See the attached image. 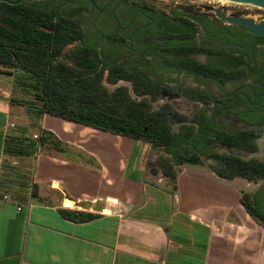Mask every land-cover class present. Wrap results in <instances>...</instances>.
I'll use <instances>...</instances> for the list:
<instances>
[{
  "label": "crops",
  "instance_id": "1",
  "mask_svg": "<svg viewBox=\"0 0 264 264\" xmlns=\"http://www.w3.org/2000/svg\"><path fill=\"white\" fill-rule=\"evenodd\" d=\"M16 79L0 66V264H264V225L238 178L183 166L176 189L153 180L149 143L41 113Z\"/></svg>",
  "mask_w": 264,
  "mask_h": 264
},
{
  "label": "trees",
  "instance_id": "2",
  "mask_svg": "<svg viewBox=\"0 0 264 264\" xmlns=\"http://www.w3.org/2000/svg\"><path fill=\"white\" fill-rule=\"evenodd\" d=\"M59 1L61 4L56 8L50 7L47 1L22 2L18 5L0 1V66L14 70L17 85L32 92L30 95L33 99L26 102L29 107L36 106L41 113L149 143L153 150L162 151V154L149 158V174L152 177L163 175L170 180L174 189L181 167L201 166L204 157L220 163L222 168L214 172L220 178H244L254 183L264 181V162L210 154L215 145L221 144L256 153L257 137L252 131L230 133L213 130L212 133L200 131L197 135L194 124L175 131V124L186 122L184 116L169 105L159 110L153 106L165 89L153 82L150 73L145 71L152 63L151 44H147L148 53L143 61L135 60L134 65L115 62L114 54L125 43V38L114 35L105 37L112 46V51H107L100 45L102 36L87 33L80 21L66 11L78 4L77 0ZM83 11V8H77L74 13ZM149 13L153 17L163 18L162 24L169 23L170 29L164 35L167 39L185 41L177 42L174 49L166 47L163 50L177 58H184L176 67L191 73L202 72L204 66L187 59V56L214 51L204 49L196 40L197 34L201 30L207 31L213 23L207 18L208 14L175 11L178 19L171 20L152 11ZM94 36L97 40H94ZM167 63L170 66L174 64ZM121 81L133 85L135 97L127 87L120 86L110 91L105 85L107 82L115 86ZM184 92L190 101L201 102L199 92ZM194 122H199L198 113ZM42 144L63 150V144L50 132H44ZM263 188L255 194L243 192L242 197L247 212L262 225L264 201L260 196ZM61 215L78 223L98 218L91 213L70 210H62Z\"/></svg>",
  "mask_w": 264,
  "mask_h": 264
},
{
  "label": "flooded vegetation",
  "instance_id": "3",
  "mask_svg": "<svg viewBox=\"0 0 264 264\" xmlns=\"http://www.w3.org/2000/svg\"><path fill=\"white\" fill-rule=\"evenodd\" d=\"M3 1V0H0ZM11 1L12 0H4ZM18 0H16L17 2ZM29 0H22L28 2ZM48 0H30L35 3ZM84 9L91 16L92 28L89 32L102 36L100 45L108 42L105 35L111 26H116L122 37L127 40L115 53L133 55L136 61H143L150 43L151 66L146 67L153 82L167 91L162 96L187 99L184 91L199 92L201 97L199 122H193L200 131L212 133L213 130H225L237 133L264 127V38L257 37L250 41L252 35L244 29L228 25L215 16H207L213 23L210 28L201 30L196 40L204 49L214 51L189 54L187 59L204 66L200 73H191L187 69L176 67L184 58H177L173 53L163 51L166 47L175 48L178 39H167L166 30L169 23L162 24L163 18L150 15L145 9H135L120 0L98 1L97 10L88 1ZM232 17H246L257 23L264 21V9L246 6ZM94 40H97L94 36ZM167 62L174 63L172 66ZM212 72H210V71ZM242 130H235V129ZM260 138L255 141L259 147ZM264 189V188H263ZM260 198L264 201V190Z\"/></svg>",
  "mask_w": 264,
  "mask_h": 264
},
{
  "label": "rangeland",
  "instance_id": "4",
  "mask_svg": "<svg viewBox=\"0 0 264 264\" xmlns=\"http://www.w3.org/2000/svg\"><path fill=\"white\" fill-rule=\"evenodd\" d=\"M107 1H109V0H107ZM113 1H116V0H113ZM120 1L123 2L124 4H127L129 7L135 9V11L138 9H145L147 11H152V12L156 13L160 17H167L171 20H174V19L177 20L178 19V17H176V15L174 14L175 11L192 13L193 15L208 14L207 16H210V17L215 16L214 13L205 12V11L192 9V8H188V7H182V6L162 3V2L155 1V0H120ZM26 3L30 4L32 2H30V0H29ZM48 3H49V6L53 7V8H56L57 6H59L61 4L59 0H48ZM87 6H88V4L86 2L80 1L78 4H76V6H74L75 8L74 7L72 9L67 8L66 11L68 13H71L72 14L71 16L75 20L80 21L82 28L86 32H89L92 28V19L93 18L91 16L87 15L85 12H81V13L75 12L74 13L75 9H77V8L78 9L79 8L85 9ZM107 31L110 32V34H112L114 36H118L119 38H123L121 33L119 32V30L117 29V27L114 25L111 26L110 28H108ZM106 36H107V34H106ZM125 42H127L126 39H125ZM102 46L107 51H112V46L109 42H105ZM114 60H115V62L124 63L127 65H132V64L134 65V62H135V58L133 57V55H130V54L124 55L122 53L121 54L115 53L114 54ZM65 61H67L68 63H71V61H68L67 59H65ZM106 86L111 91H114L117 87H120V86L127 87L131 91V94L135 97V94L133 91V85L130 82L121 81L115 86L109 85V84H106ZM17 87H18V89H20L19 91H26L28 93L31 92L28 89L21 88L20 84H19V86L17 85ZM164 91H167V89H165ZM21 98L24 99L25 101L32 99L31 96H29V94H23V96ZM165 105L171 106L175 112L180 113L182 116H184L186 122H183V123L178 122L177 124H175L173 126L175 131H179L185 127H190L191 125H193V122L195 120V116L197 115V113L200 110L201 103L200 102H194V101L192 102L188 98L187 99H183V98H171L170 99V97L161 95L159 97V100L153 104V106L156 110H159L162 106H165ZM235 130H242V129L237 128ZM248 131H252V134L254 136H256L257 138L258 137L260 138L259 149L256 153H251L248 151H242V150H239L237 148H233V147L221 144V145H215L211 149L210 154H217L219 156L233 155V156L241 157L244 160H253L254 159V160L264 162V127L258 128V129H252V130H248ZM160 154H162V151L159 152L158 150L152 149L151 158L154 157L155 155H160ZM154 159H156V158H154ZM153 161L156 162L157 160H153ZM219 164L217 161L207 160L204 157L203 165L197 166V167L204 168L210 172H215V169L219 170L222 168V166L220 167ZM152 178L154 180L156 177H152ZM238 180L242 186L241 189H243V192L247 193L245 191H247V185H248L249 181L247 179H244V178H238ZM263 184H264V181L255 182L250 187V191L259 189Z\"/></svg>",
  "mask_w": 264,
  "mask_h": 264
},
{
  "label": "water",
  "instance_id": "5",
  "mask_svg": "<svg viewBox=\"0 0 264 264\" xmlns=\"http://www.w3.org/2000/svg\"><path fill=\"white\" fill-rule=\"evenodd\" d=\"M4 1V0H3ZM22 0L17 2H11V4H20ZM88 1L95 9L99 10L95 0ZM162 3L188 7L205 12L216 13L217 17L226 22L228 25L237 26L252 35L250 41H253L257 37L264 38V21L257 23L254 19L246 17H232L237 11L245 10L246 6H255L264 9V0H155ZM214 13V14H215ZM166 96V95H164ZM179 95L171 98H179Z\"/></svg>",
  "mask_w": 264,
  "mask_h": 264
},
{
  "label": "built area",
  "instance_id": "6",
  "mask_svg": "<svg viewBox=\"0 0 264 264\" xmlns=\"http://www.w3.org/2000/svg\"><path fill=\"white\" fill-rule=\"evenodd\" d=\"M36 138H38V137H36ZM20 210V209H19Z\"/></svg>",
  "mask_w": 264,
  "mask_h": 264
}]
</instances>
